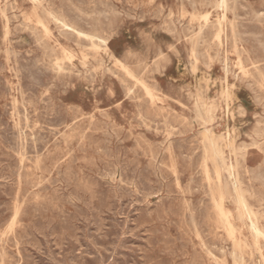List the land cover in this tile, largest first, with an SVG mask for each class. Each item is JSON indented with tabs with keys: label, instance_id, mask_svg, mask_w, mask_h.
<instances>
[{
	"label": "rangeland",
	"instance_id": "1",
	"mask_svg": "<svg viewBox=\"0 0 264 264\" xmlns=\"http://www.w3.org/2000/svg\"><path fill=\"white\" fill-rule=\"evenodd\" d=\"M67 1H70V4ZM105 1L42 0V3L41 0H0V102L2 100L0 103V264H14L13 262H15V264H264V236L257 239L251 234L252 232L249 231L248 227L250 224L249 218L251 217L256 221L258 227L263 230L264 233V100L262 99V97L264 98V93H262L264 92V9H262L264 8V3H262L264 0H226L228 7L226 11H223L222 8L219 7L221 0H182L183 2H181V0ZM191 4H193V6L195 5V7H192ZM156 9L158 12H156ZM91 10L94 11V14ZM54 12L55 14H53ZM76 12L77 14H75ZM169 12L172 14H169ZM118 13L121 16H119ZM168 14L170 16H168ZM224 14H226L225 23L222 24L224 34L220 42L216 38V33L218 32L219 21ZM130 15L132 17H130ZM44 16L46 21L43 20ZM37 17L40 18V20ZM112 17L114 18L113 20ZM95 19L97 20L96 24H99H93V22L95 23ZM110 21L112 22L110 23ZM28 22L32 23L30 24L31 26ZM62 22L69 24L77 31L88 34L90 37L79 36L75 32L67 30ZM170 22L172 26L169 24ZM180 22L183 23L181 24ZM114 24L116 25L114 26ZM212 25L215 27L213 28ZM46 26L48 27L47 33L44 32V27ZM109 26H112V28ZM183 26L187 28L185 29ZM207 26L211 28L208 29ZM165 28L168 30H165ZM34 30L38 31L35 33ZM167 31L171 34L169 32L167 33ZM229 31H233V34ZM241 31L242 34H240ZM199 32L201 34H199ZM38 39H42L43 43H41L42 40L40 41ZM100 39L105 41L108 40L107 47L102 44ZM195 39H198L199 43ZM150 46H154V48L152 47V49ZM158 46L160 48H158ZM90 47H93V49ZM241 49H243L242 52L240 51ZM24 50L25 52H23ZM239 52L241 53L239 54ZM128 53L131 54L128 56ZM251 53H254L256 58L255 55ZM32 54L35 55L33 56ZM36 55H38V57ZM202 57L204 58L202 59ZM208 57L211 60H208ZM157 59L159 64L157 63ZM51 60H53V63ZM17 61L18 63H16ZM56 61H58V63ZM6 62L8 63L6 64ZM60 62L61 64H59ZM205 62L207 64H205ZM30 64H32V66H30ZM88 66H91L90 68L92 70L87 68ZM118 68H120L121 73ZM242 68L244 70H242ZM95 69L96 71H94ZM20 70L22 72H20ZM117 70L118 72L116 73ZM247 74L248 76H246ZM61 76H63V78ZM126 77H128V79ZM138 86H140V90ZM143 86L147 88L145 89ZM123 87L125 88L123 89ZM53 90H55V92ZM133 90L134 92H132ZM226 92L229 93V99L225 96ZM198 98L200 101H198ZM24 103L25 105H23ZM203 104H205V107ZM33 109L35 111H33ZM43 109L45 110L43 111ZM231 113H233V115ZM199 115L202 116L200 117ZM203 117L204 119H201ZM209 118H211L210 124L205 122V120L208 121ZM19 123L21 124L19 125ZM75 124L76 126H74ZM206 128L211 129L213 136L218 139L217 141L226 155H224V158L229 165L231 164L230 166H232L233 172L222 169L220 172L221 177L217 176L215 166L211 163L208 155H206L208 154L204 139ZM127 131L128 133H126ZM105 139L108 140L106 141ZM82 140L84 141L82 142ZM189 140L190 142H187ZM201 141L204 144L203 146ZM27 149H29V151H27ZM84 149H86V151H84ZM140 149H142V151H140ZM111 152L113 154L110 155ZM199 152L202 153L200 154ZM198 153L200 155H198ZM2 155H5L3 156L4 158L1 157ZM203 156L206 157V160L202 158ZM14 159L15 161H13ZM30 159L31 161H29ZM161 159L162 161H160ZM71 160H75L73 161L74 163ZM124 164L127 166H124ZM191 164L194 165V167ZM145 167L147 171L149 170L148 172L146 170L144 171ZM247 171L252 172L248 173ZM257 172L260 174L257 175ZM172 173L173 175L171 176ZM237 176L240 178L238 179ZM124 179L127 182H125ZM250 179L254 180L255 183ZM54 180H56L57 183ZM204 180L208 182L206 183ZM260 180L262 182H260ZM256 182L258 184H256ZM46 183H50V186ZM22 185L24 187H22ZM177 185L178 187H176ZM186 185H188V187ZM216 185L219 189L216 188ZM219 185H223L225 188L221 191ZM41 189L45 190L43 191ZM198 189L201 190L199 191ZM251 190H253V192ZM136 191H138V193ZM98 192H100L102 199ZM240 192L248 203L251 216H242L239 213V205L236 199L237 193L241 194ZM68 194L70 195L68 196ZM147 194L149 195L147 196ZM228 194H230L231 198ZM34 195L37 196V198ZM214 200L217 204L213 202ZM32 202L34 203L33 205ZM167 202L170 203L168 204ZM86 203L87 205H85ZM220 204L229 215V221L234 224H232L235 229V231L233 230L235 232L234 235L229 233L228 227L224 224V219L218 213ZM199 206L201 208H199ZM251 208H253L252 211ZM18 213L19 216H17ZM109 214L113 218L110 217ZM88 215L90 216L88 217ZM160 226H162V228ZM198 227L199 230L197 231ZM10 231H12V233ZM226 231L227 233H225ZM3 232H7L4 233L5 236ZM201 232L204 233L202 234ZM74 233L76 234L74 235ZM197 237L198 240H196ZM257 241H259V246ZM40 242L42 244H40ZM190 243L192 244L191 246ZM243 243L247 246V249L244 248L245 245ZM115 250L117 251L115 252ZM136 250L140 251L138 252ZM216 250H218V252ZM92 251H94V253ZM234 258L235 260L237 259V262L233 261ZM31 259H33V261ZM240 259L242 260L240 261Z\"/></svg>",
	"mask_w": 264,
	"mask_h": 264
},
{
	"label": "bare ground",
	"instance_id": "2",
	"mask_svg": "<svg viewBox=\"0 0 264 264\" xmlns=\"http://www.w3.org/2000/svg\"><path fill=\"white\" fill-rule=\"evenodd\" d=\"M38 1V0H37ZM76 1V0H75ZM88 1V0H87ZM93 1V0H92ZM105 1V0H104ZM110 1V0H109ZM124 1V0H123ZM122 1V2H123ZM127 1V0H126ZM125 1V2H126ZM184 1V0H183ZM182 0H181V2H183ZM241 1V0H240ZM249 1V0H248ZM253 1V0H252ZM262 1V0H261ZM260 1V2H261ZM36 2V1H35ZM41 2H42V0H41ZM62 2V1H61ZM63 2H65V1H63ZM68 2V1H67ZM70 2V1H69ZM68 2V3H69ZM79 2V1H78ZM77 2V3H78ZM100 2V1H99ZM129 2V1H128ZM229 2H231V1H229ZM243 2H246V1H243ZM256 2V1H255ZM258 2V1H257ZM9 3V2H8ZM38 3H40V2H38ZM43 3V2H42ZM83 3V2H82ZM86 3V2H85ZM89 3V2H88ZM102 3V2H101ZM105 3H106V1H105ZM190 3V2H189ZM208 3V2H207ZM210 3V2H209ZM246 3H248V2H246ZM253 3V2H252ZM252 3H251V5H252ZM262 3H264V2H262ZM261 3V4H262ZM61 4V3H60ZM70 4V3H69ZM72 4V3H71ZM116 4V3H115ZM242 4V3H241ZM15 5V4H14ZM37 5H39V4H37ZM51 5H52V3H51ZM54 5V4H53ZM64 5H65V3H64ZM78 5V4H77ZM80 5H81V3H80ZM129 5V4H128ZM192 5V7H195V5L193 6V4H191ZM233 5H236V4H233ZM256 5V4H255ZM6 6V5H5ZM5 6H3V7H5ZM9 6H11V5H9ZM9 6H7V7H9ZM43 6V5H42ZM71 6V5H70ZM104 6V5H103ZM106 6H108V5H106ZM124 6V5H123ZM126 6V5H125ZM238 6H240V5H238ZM259 6V5H258ZM44 7V6H43ZM54 7V6H53ZM68 7H69V5H68ZM76 7V6H75ZM95 7V6H94ZM116 7V6H115ZM127 7V6H126ZM125 7V8H126ZM157 7V6H156ZM219 7L220 8H222V10L223 11H226V8H228L227 7V2H226V0H221L220 1V3H219ZM241 7V6H240ZM10 8V7H9ZM12 8V7H11ZM83 8V7H82ZM101 8V7H100ZM117 8V7H116ZM153 8V7H152ZM161 8H162V6H161ZM8 9V8H7ZM63 9H65V8H63ZM68 9V8H67ZM70 9V8H69ZM102 9H104V8H102ZM139 9H140V7H139ZM159 9V8H158ZM239 9V8H238ZM257 9V8H256ZM262 9H264V8H262ZM42 10H43V12H44V9L42 8ZM46 10V9H45ZM54 10V9H53ZM52 10V11H53ZM66 10V9H65ZM77 10H78V8H77ZM95 10H96V7H95ZM105 10V9H104ZM119 10V9H118ZM135 10V9H134ZM133 10V11H134ZM163 10V9H162ZM161 10V11H162ZM229 10V9H228ZM234 10V9H233ZM240 10V9H239ZM51 11V12H52ZM67 11V10H66ZM90 11V10H89ZM91 11H93V10H91ZM113 11V10H112ZM116 11V10H115ZM124 11V10H123ZM160 11V10H159ZM170 11V10H169ZM251 11V10H250ZM259 11H261V10H259ZM2 12V11H1ZM63 12V11H62ZM70 12H71V10H70ZM106 12V11H105ZM141 12V11H140ZM156 12H158L157 11V9H156ZM163 12V11H162ZM252 12H254V11H252ZM3 13V12H2ZM1 13V14H2ZM4 13H5V11H4ZM7 13H8V11H7ZM46 13V12H45ZM50 13V12H49ZM60 13V12H59ZM68 13V12H67ZM127 13V12H126ZM160 13V12H159ZM235 13V12H234ZM53 14H55V12L53 13ZM75 14H77V12L75 13ZM82 14H84V13H82ZM93 14H94V11H93ZM107 14V13H106ZM105 14V15H106ZM113 14V13H112ZM133 14V13H132ZM140 14V13H139ZM143 14V13H142ZM169 14H172V13H170L169 12ZM168 14V16H170ZM236 14V13H235ZM241 14V13H240ZM257 14H258V12H257ZM264 14V13H263ZM42 15V14H41ZM49 15V14H48ZM51 15V14H50ZM108 15H109V13H108ZM118 15H119V13H118ZM162 15V14H161ZM239 15V14H238ZM5 16V15H4ZM15 16V15H14ZM54 16V15H53ZM64 16H65V13H64ZM67 16V15H66ZM69 16V15H68ZM70 16H71V14H70ZM89 16V15H88ZM95 16V15H94ZM112 16V15H111ZM119 16H121V15H119ZM143 16V15H142ZM155 16V15H154ZM172 16V15H171ZM6 17V16H5ZM23 17V16H22ZM90 17V16H89ZM130 17H132L131 15H130ZM157 17H158V15H157ZM182 17V16H181ZM9 18V17H8ZM38 18V17H37ZM45 18V16L43 17V20H45L46 21V19H44ZM92 18V17H91ZM96 18V17H95ZM116 18V17H115ZM120 18V17H119ZM128 18V17H127ZM153 18V17H152ZM156 18V17H155ZM167 18V17H166ZM208 18V17H207ZM206 18V19H207ZM10 19V18H9ZM12 19V18H11ZM24 19V18H23ZM22 19V21L24 22V20ZM39 20H40V18H38ZM55 19V18H54ZM74 19V18H73ZM86 19V18H85ZM107 19H109V18H107ZM114 18L112 17V20H113ZM118 19V18H117ZM139 19V18H138ZM141 19V18H140ZM168 19H170V18H168ZM78 20V19H77ZM94 20V19H93ZM105 20V19H104ZM103 20V21H104ZM143 20V19H142ZM172 20V19H171ZM170 20V21H171ZM225 20H226V14H224L223 15V17H222V19L219 21V27H218V32L216 33L217 35H216V38L218 39V41H220L221 42V38L223 37V34H224V30L222 29V24L223 23H225ZM72 21V20H71ZM83 21V20H82ZM92 21V20H91ZM96 19H95V23L93 22V24H96ZM164 21V20H163ZM167 21V20H166ZM198 21V20H197ZM214 21H215V19H214ZM228 21H230V20H228ZM261 21V20H260ZM112 21H110V23H111ZM116 22V21H115ZM172 22V21H171ZM171 22L169 23V24H171ZM178 22V21H177ZM213 22V21H212ZM217 22H218V19H217ZM248 22V21H247ZM9 23V22H8ZM18 23V22H17ZM29 23V22H28ZM37 23V22H36ZM55 23V22H54ZM63 23V25H64V27H66V29L67 30H69V31H72V32H75L76 34H78L79 36H85V37H90L88 34H85V33H83V32H81V31H77L75 28H73L72 26H70L69 24H67V23H65V22H62ZM62 23H61V25H62ZM77 23L79 24V22L77 21ZM88 23V22H87ZM117 23V22H116ZM166 23V22H165ZM181 23V22H180ZM183 23V22H182ZM181 23V24H182ZM233 23V22H232ZM264 23V22H263ZM30 24H32V23H29V25ZM34 24V23H33ZM84 24V23H83ZM97 24H99V23H97ZM96 24V25H97ZM209 24V23H208ZM213 24V23H212ZM6 25H7V23H6ZM18 25V24H17ZM16 25V26H17ZM23 25V24H22ZM60 25V26H61ZM76 25V24H75ZM111 25V24H110ZM116 24H114V26H115ZM155 25V24H154ZM211 25V24H210ZM31 26V25H30ZM34 26V25H33ZM59 26V25H58ZM77 26V25H76ZM85 26V25H84ZM100 26V25H99ZM161 26V25H160ZM171 26H172V24H171ZM200 26V25H199ZM206 26V25H205ZM263 26H264V24H263ZM18 27H19V25H18ZM17 27V28H18ZM35 27V26H34ZM62 27V26H61ZM86 27V26H85ZM110 27V26H109ZM174 27V26H173ZM172 27V28H173ZM176 27V26H175ZM184 28H185V26H183ZM182 27V28H183ZM212 27L214 28L215 26H213L212 25ZM25 28V27H24ZM27 28H29V27H27ZM57 28V27H56ZM92 28V27H91ZM101 28V27H100ZM110 28H112V26L110 27ZM167 28V27H166ZM165 28V30H168V29H166ZM187 28V27H186ZM185 28V29H186ZM198 28H200V27H198ZM207 28H208V26H207ZM207 28H206V30H207ZM209 28H211L210 26H209ZM208 28V29H209ZM20 29H22V28H20ZM60 29V28H59ZM225 29H226V27H225ZM235 29H237V28H235ZM5 30H6V28H5ZM8 30V29H7ZM27 30V29H26ZM25 30V31H26ZM44 32H46L47 33V31H48V27L46 26V27H44ZM58 30V29H57ZM62 30V29H61ZM66 30V31H67ZM107 30V29H106ZM155 30H156V28H155ZM176 30V29H175ZM188 30H190V29H188ZM231 30V29H230ZM28 31V30H27ZM27 31H26V33H27ZM35 31V33L38 31V30H34ZM43 31V30H42ZM65 31V32H66ZM113 31H114V29H113ZM169 31H170V29H169ZM169 31H167V33L169 32ZM171 31H172V29H171ZM184 31V30H183ZM182 31V32H183ZM235 31V30H234ZM6 32V31H5ZM32 32V31H31ZM39 32H41V31H39ZM58 32V31H57ZM71 32V33H72ZM108 32H109V29H108ZM176 32V31H175ZM190 32V31H189ZM206 32V31H205ZM229 32H231L232 34H233V31H229ZM237 32V31H236ZM96 33L99 35V33L96 31ZM95 33V34H96ZM110 33V32H109ZM170 33V32H169ZM264 33V32H263ZM3 34V33H2ZM8 34V33H7ZM29 34V33H28ZM33 34V33H32ZM75 34V35H76ZM94 34V35H95ZM171 34V33H170ZM175 34H177V33H175ZM187 34H188V32H187ZM199 34H201L200 32H199ZM231 34V35H232ZM240 34H242V31H241V33ZM1 35V34H0ZM4 35H6V34H4ZM15 35V34H14ZM30 35V34H29ZM41 35V34H40ZM39 35V36H40ZM104 35V34H103ZM102 35V36H103ZM111 35H112V33H111ZM142 35V34H141ZM152 35V34H151ZM189 35V34H188ZM206 35V34H205ZM204 35V36H205ZM3 36V35H2ZM31 36V35H30ZM43 36H44V34H43ZM61 36H63V35H61ZM106 36V35H105ZM150 36V35H149ZM148 36V37H149ZM201 36V35H200ZM236 36H237V33H236ZM1 37V36H0ZM5 37V36H4ZM7 37V36H6ZM67 37V36H66ZM77 37V36H76ZM75 37V38H76ZM99 37H101V36H99ZM179 37V36H178ZM195 37V36H194ZM209 37V36H208ZM232 37H233V35H232ZM65 38V37H64ZM87 38V39H88ZM102 38V37H101ZM108 38V37H107ZM145 38V37H144ZM180 38V37H179ZM187 38V37H186ZM200 38H202V37H200ZM235 38V37H234ZM9 39V38H8ZM68 39V38H67ZM80 39V38H79ZM95 39V38H94ZM241 39V38H240ZM38 40H40V39H38ZM42 40V39H41ZM40 40V41H41ZM44 40H46V39H44ZM76 40V39H75ZM96 40V39H95ZM148 40V39H147ZM150 40V39H149ZM195 40H197L198 41V43H199V40L198 39H195ZM202 40V39H201ZM228 40H232V39H228ZM235 40V39H234ZM242 40H243V37H242ZM6 41V40H5ZM17 41V40H16ZM23 41V40H22ZM79 41V40H78ZM97 41V40H96ZM100 41L102 42V44H104L106 47H107V41H105V40H101L100 39ZM241 41V40H240ZM14 42V41H13ZM18 42V41H17ZM24 42V41H23ZM93 42V41H92ZM144 42V41H143ZM152 42H154V41H152ZM220 42H218V43H220ZM242 42V41H241ZM254 42V41H253ZM10 43V42H9ZM16 43V42H15ZM39 43V42H38ZM41 43H43V40H42V42ZM45 43V42H44ZM46 43H48V42H46ZM83 43V42H82ZM96 43H98V42H96ZM95 43V44H96ZM197 43V44H198ZM205 43V42H204ZM218 43H217V45H218ZM251 43V42H250ZM6 44V43H5ZM13 44V43H12ZM18 44V43H17ZM50 44V43H49ZM74 44V43H73ZM95 44H94V46H95ZM232 44V43H231ZM241 44V43H240ZM245 44V43H244ZM16 45V44H15ZM45 45V44H44ZM43 45V46H44ZM97 45V44H96ZM195 45H196V43H195ZM201 45V44H200ZM216 45V44H215ZM226 45V44H225ZM238 45V44H237ZM247 45H248V43H247ZM81 46V45H80ZM17 47V46H16ZM83 47V46H82ZM86 47V46H85ZM151 48L153 47L154 48V46H150ZM235 47V46H234ZM246 47V46H245ZM252 47V46H251ZM84 48V47H83ZM87 48V47H86ZM91 48V47H90ZM96 48V47H95ZM152 48V49H153ZM156 48V47H155ZM158 48H160L159 46H158ZM173 48V47H172ZM192 48V47H191ZM198 48V47H197ZM219 48V47H218ZM231 48V47H230ZM238 48V47H237ZM243 48V47H242ZM255 48V47H254ZM91 49H93V47L91 48ZM98 49V48H97ZM96 49V50H97ZM100 49V48H99ZM1 50V49H0ZM28 50V49H27ZM45 50V49H44ZM52 50V49H51ZM50 50V51H51ZM85 50V49H84ZM95 50V51H96ZM216 50V49H215ZM242 50L243 49H241L240 51L242 52ZM245 50V49H244ZM253 50V49H252ZM9 51H10V49H9ZM13 51V50H12ZM29 51V50H28ZM53 51V50H52ZM51 51V52H52ZM88 51V50H87ZM95 51H94V53H95ZM98 51V50H97ZM159 51H160V49H159ZM162 51V50H161ZM207 51V50H206ZM217 51V50H216ZM233 51H235V50H233ZM14 52H16V51H14ZM23 52H25V50L23 51ZM33 52V51H32ZM47 52V51H46ZM86 52V51H85ZM154 52V51H153ZM152 52V53H153ZM222 52V51H221ZM241 52H239V54L241 53ZM249 52V51H248ZM252 52V51H251ZM19 53V52H18ZM20 53H22V52H20ZM37 53V52H36ZM53 53V52H52ZM66 53V52H65ZM88 53V52H87ZM195 53V52H194ZM193 53V54H194ZM14 54V53H13ZM25 54V53H24ZM81 54V53H80ZM90 54H91V52H90ZM89 54V55H90ZM131 54V53H130ZM129 53H128V56L130 55ZM196 54V53H195ZM220 54V53H219ZM226 54V53H225ZM251 54H254V53H251ZM257 54V53H256ZM15 55V54H14ZM20 55H22V54H20ZM33 55V54H32ZM35 55V54H34ZM33 55V56H34ZM55 55H57V54H55ZM87 55V54H86ZM96 55V54H95ZM159 55H160V53H159ZM197 55V54H196ZM205 55V54H204ZM206 55H208V54H206ZM238 55V54H237ZM255 55V54H254ZM253 55V56H254ZM11 56V55H10ZM26 56V55H25ZM37 57H38V55H36ZM52 56H54V55H52ZM164 56V55H163ZM194 56V55H193ZM198 56H199V54H198ZM201 56H203V55H201ZM220 56V55H219ZM218 56V57H219ZM240 56V55H239ZM242 56H244V55H242ZM260 56V55H259ZM47 57V56H46ZM101 57V56H100ZM250 57V56H249ZM25 58V57H24ZM29 58V57H28ZM44 58V57H43ZM55 58H57V57H55ZM68 58V57H67ZM97 58V57H96ZM96 58H94V59H96ZM204 57H202V59H203ZM216 58V57H215ZM255 58H256V55H255ZM20 59V58H19ZM31 59V58H30ZM36 59V58H35ZM42 59V58H41ZM51 59H52V57H51ZM66 59V58H65ZM244 59V58H243ZM22 60V59H21ZM26 60V59H25ZM33 60V59H32ZM49 60V59H48ZM57 60V59H56ZM91 60H93V59H91ZM101 60V59H100ZM190 60H191V57H190ZM206 60V59H205ZM208 60H211V59H209V57H208ZM207 60V61H208ZM226 60V59H225ZM239 60V59H238ZM255 60V59H254ZM7 61V60H6ZM11 61V60H10ZM19 61V60H18ZM18 61L16 62V63H18ZM27 61V60H26ZM43 61V60H42ZM53 60H51V62H52ZM84 61V60H83ZM115 61V60H114ZM118 61V60H117ZM154 61V60H153ZM194 61H195V59H194ZM224 61V60H223ZM241 61V60H240ZM248 61V60H247ZM28 62V61H27ZM57 63H58V61H56ZM56 62H55V64H56ZM65 62V61H64ZM96 62V61H95ZM98 62V61H97ZM104 62V61H103ZM110 62V61H109ZM149 62V61H148ZM203 62V61H202ZM220 62V61H219ZM245 62V61H244ZM261 62V61H260ZM8 62H6V64H7ZM19 63H20V61H19ZM25 63V62H24ZM48 63V62H47ZM53 63V62H52ZM86 63V62H85ZM90 63V62H89ZM157 63H158V59H157ZM241 63V62H240ZM253 63V62H252ZM1 64V63H0ZM59 64H61V62L59 63ZM58 64V65H59ZM67 64V63H66ZM118 64V63H117ZM154 64H156V63H154ZM159 64V63H158ZM195 64V63H194ZM205 64H207L206 62H205ZM242 64H244V63H242ZM261 64H262V62H261ZM54 65V64H53ZM52 65V66H53ZM192 65V64H191ZM203 65H204V63H203ZM249 65V64H248ZM260 65V64H259ZM8 66V65H7ZM19 66V65H18ZM24 66V65H23ZM30 66H32V64H30ZM45 66H47V65H45ZM55 66V65H54ZM54 66H53V68H54ZM62 66H64V65H62ZM113 66H114V64H113ZM118 66V65H117ZM142 66V65H141ZM207 66H210V65H207ZM255 66H257V65H255ZM261 66V65H260ZM14 67V66H13ZM21 67V66H20ZM25 67H26V65H25ZM91 67V66H90ZM89 66L87 67V68H90ZM101 67V66H100ZM153 67H154V65H153ZM156 67H157V65H156ZM163 67V66H162ZM206 67V66H205ZM233 67H234V65H233ZM244 67V66H243ZM5 68H6V66H5ZM56 68V67H55ZM73 68V67H72ZM75 68V67H74ZM84 68V67H83ZM102 68H103V66H102ZM115 68V67H114ZM127 68V67H126ZM159 68V67H158ZM239 68V67H238ZM1 69V68H0ZM4 69V68H3ZM22 69V68H21ZM91 69V68H90ZM89 69V70H90ZM116 69V68H115ZM119 70H120V68H118ZM250 69V68H249ZM12 70V69H11ZM10 70V71H11ZM16 70V69H15ZM61 70V69H60ZM63 70V69H62ZM78 70V69H77ZM92 70V69H91ZM123 70V69H122ZM128 70V69H127ZM242 70H244L243 68H242ZM258 70V69H257ZM19 71V70H18ZM94 71H96V69L94 70ZM109 71H110V69H109ZM246 71V70H245ZM264 71V70H263ZM15 72V71H14ZM13 72V73H14ZM20 72H22L21 70H20ZM43 72V71H42ZM63 72V71H62ZM66 72V71H65ZM68 72V71H67ZM118 72V70L116 71V73ZM157 72V71H156ZM241 72H243V71H241ZM16 73V72H15ZM59 73H61V72H59ZM86 73V72H85ZM112 73H114V72H112ZM120 73H121V70H120ZM226 73H227V70H226ZM225 73V74H226ZM255 73V72H254ZM259 73V72H258ZM18 74H20V73H18ZM62 74V73H61ZM90 74H91V72H90ZM111 74V73H110ZM125 74V73H124ZM131 74V73H130ZM244 74V73H243ZM262 74V73H261ZM260 74V75H261ZM17 75V74H16ZM15 75V76H16ZM25 75V74H24ZM46 75V74H45ZM51 75H53V74H51ZM65 75V74H64ZM73 75V74H72ZM92 75V74H91ZM129 75V74H128ZM250 75V74H249ZM257 75V74H256ZM3 76V75H2ZM27 76V75H26ZM49 76V75H48ZM85 76V75H84ZM93 76V75H92ZM233 76H235V75H233ZM246 76H248V74L246 75ZM258 76V75H257ZM264 76V75H263ZM59 77V76H58ZM62 78H63V76H61ZM67 77V76H66ZM76 77V76H75ZM86 77H88V76H86ZM125 77V76H124ZM71 78V77H70ZM77 78V77H76ZM93 78H94V76H93ZM127 79H128V77H126ZM258 78V77H257ZM260 78H261V76H260ZM2 79V78H1ZM18 79H20V78H18ZM22 79V78H21ZM26 79V78H25ZM24 79V80H25ZM27 79H29V78H27ZM95 79V78H94ZM130 79V78H129ZM147 79V78H146ZM245 79H246V77H245ZM4 80V79H3ZM23 80V79H22ZM133 80V79H132ZM240 80V79H239ZM241 80H243V79H241ZM18 81V80H17ZM21 81V80H20ZM44 81H45V79H44ZM120 81V80H119ZM118 81V82H119ZM122 81V80H121ZM152 81V80H151ZM248 81V80H247ZM261 81V80H260ZM53 82V81H52ZM56 82H58V81H56ZM66 82V81H65ZM123 82V81H122ZM145 82V81H144ZM253 82H255V81H253ZM264 82V81H263ZM17 83V82H16ZM19 83V82H18ZM27 83H28V81H27ZM47 83V82H46ZM60 83V82H59ZM146 83V82H145ZM248 83V82H247ZM257 83V82H256ZM4 84V83H3ZM61 84V83H60ZM66 84V83H65ZM120 84V83H119ZM122 84V83H121ZM251 84V83H250ZM9 85V84H8ZM7 85V86H8ZM18 85V84H17ZM20 85V84H19ZM54 85V84H53ZM64 85V84H63ZM156 85V84H155ZM158 85V84H157ZM258 85V84H257ZM22 86V85H21ZM24 86H25V83H24ZM23 86V87H24ZM46 86V85H45ZM66 86V85H65ZM123 86V85H122ZM145 86V85H144ZM143 86V87H144ZM233 86V85H232ZM247 86V85H246ZM58 87V86H57ZM139 87L140 86H138V89H139ZM42 88V87H41ZM50 88V87H49ZM60 88V87H59ZM125 87H123V89H124ZM134 88H135V86H134ZM145 88V87H144ZM147 88V87H146ZM145 88V89H146ZM251 88V87H250ZM264 88V87H263ZM10 89V88H9ZM26 89V88H25ZM68 89V88H67ZM8 90V89H7ZM43 90V89H42ZM61 90V89H60ZM140 90V89H139ZM142 90H143V88H142ZM257 90V89H256ZM30 91H32V90H30ZM54 92H55V90H53ZM125 91V90H124ZM9 92H10V90H9ZM21 92H22V88H21ZM32 92H34V91H32ZM63 92V91H62ZM126 92V91H125ZM132 92H134V90L132 91ZM140 92V91H139ZM151 92V91H150ZM196 92H197V90H196ZM37 93V92H36ZM66 93V92H65ZM128 93V92H127ZM262 93H264V92H262ZM52 94V93H51ZM150 94V93H149ZM220 94H222V93H220ZM20 95V94H19ZM29 95V94H28ZM44 95V94H43ZM133 95V94H132ZM148 95V94H147ZM257 95V94H256ZM22 96V95H21ZM27 96V95H26ZM225 96L227 97V99H229L230 97H229V93L228 92H226L225 93ZM262 96V95H261ZM260 96V97H261ZM4 97V96H3ZM11 97V96H10ZM23 97V96H22ZM31 97V96H30ZM40 97V96H39ZM39 97H37V98H39ZM50 97V96H49ZM144 97H146V96H144ZM148 97V96H147ZM166 97V96H165ZM21 98V97H20ZM42 98V97H41ZM53 99H55L54 97H52ZM135 98V97H134ZM151 98V97H150ZM169 98V97H168ZM148 99V98H147ZM199 99V98H198ZM262 99L264 100V98L262 97ZM36 100V99H35ZM40 100V99H39ZM173 100V99H172ZM23 101V100H22ZM44 101V100H43ZM46 101V100H45ZM174 101V100H173ZM198 101H200V99L198 100ZM261 101V100H260ZM1 102H2V100H1ZM0 102V103H1ZM9 102V101H8ZM13 102V101H12ZM151 102V101H150ZM32 103V102H31ZM53 103V102H52ZM178 103V102H177ZM33 104V103H32ZM41 104V103H40ZM55 104V103H54ZM7 105V104H6ZM23 105H25V103L23 104ZM28 105V104H27ZM38 105V104H37ZM51 105V104H50ZM64 105V104H63ZM155 105V104H154ZM205 104H203V106H204ZM2 106V105H1ZM14 106V105H13ZM21 106V105H20ZM35 106V105H34ZM54 106H56V105H54ZM53 106V107H54ZM60 106H61V104H60ZM65 106V105H64ZM71 106V105H70ZM76 106V105H75ZM2 107H4V106H2ZM10 107V106H9ZM17 107H19V106H17ZM25 107V106H24ZM48 107H50V106H48ZM69 107V106H68ZM205 107V106H204ZM31 108V107H30ZM43 108H44V106H43ZM51 108V107H50ZM60 108V107H59ZM74 108V107H73ZM195 108H196V106H195ZM211 108V107H210ZM227 108V107H226ZM53 109V108H52ZM77 109V108H76ZM140 109V108H139ZM5 110V109H4ZM29 110V109H28ZM45 109H43V111H44ZM51 110V109H50ZM141 110V109H140ZM227 110V109H226ZM9 111V110H8ZM33 111H35L34 109H33ZM53 111V110H52ZM57 111V110H56ZM62 111V110H61ZM60 111V112H61ZM75 111V110H74ZM83 111V110H82ZM6 112V111H5ZM30 112V111H29ZM49 112V111H48ZM79 112V111H78ZM139 112V111H138ZM158 112H160V111H158ZM200 112V111H199ZM2 113H4V112H2ZM22 113V112H21ZM56 113V112H55ZM81 113V112H80ZM83 113V112H82ZM20 114V113H19ZM24 114V113H23ZM62 114V113H61ZM66 114V113H65ZM75 114H77V113H75ZM232 115H233V113H231ZM4 115V114H3ZM157 115V114H156ZM177 115V114H176ZM232 115H231V117H232ZM5 116V115H4ZM11 116V115H10ZM18 116V115H17ZM16 116V117H17ZM27 116H30V115H27ZM46 116H48V115H46ZM69 116V115H68ZM81 116V115H80ZM91 116H93V115H91ZM90 116V117H91ZM108 116V115H107ZM168 116V115H167ZM200 117L202 116V115H199ZM50 117V116H49ZM63 117V116H62ZM73 117H75V116H73ZM150 117V116H149ZM154 117V116H153ZM196 117V116H195ZM5 118V117H4ZM18 118V117H17ZM43 118V117H42ZM66 118V117H65ZM84 118V117H83ZM141 118V117H140ZM156 118V117H155ZM1 119V118H0ZM136 119V118H135ZM157 119V118H156ZM159 119V118H158ZM198 119V118H197ZM200 119V118H199ZM201 119H204V117L203 118H201ZM206 119V118H205ZM233 119V118H232ZM17 120V119H16ZM67 120V119H66ZM69 120H70V118H69ZM80 120H82V119H80ZM88 120V119H87ZM147 120V119H146ZM5 121V120H4ZM7 121V120H6ZM24 121V120H23ZM28 121V120H27ZM26 121V122H27ZM42 121V120H41ZM48 121V120H47ZM53 121V120H52ZM71 121V120H70ZM138 121V120H137ZM157 121V120H156ZM197 121V120H196ZM262 121V120H261ZM20 122V121H19ZM22 122V121H21ZM43 122V121H42ZM54 122V121H53ZM149 122V121H148ZM198 122H200V121H198ZM205 122L206 123H209V122H211V118H209L208 119V121L207 120H205ZM27 123H29V122H27ZM44 123V122H43ZM67 123V122H66ZM79 123V122H78ZM104 123V122H103ZM213 123V122H212ZM262 123V122H261ZM21 123H19V125H20ZM58 124V123H57ZM63 124V123H62ZM81 124V123H80ZM83 124H84V122H83ZM115 124V123H114ZM161 124V123H160ZM165 124H166V122H165ZM210 124V123H209ZM264 124V123H263ZM29 125V124H28ZM37 125H39V124H37ZM36 125V126H37ZM48 125H49V123H48ZM73 125V124H72ZM106 125H107V123H106ZM131 125V124H130ZM143 125V124H142ZM15 126V125H14ZM17 126V125H16ZM45 126V125H44ZM74 126H76V124L74 125ZM108 126V125H107ZM106 126V127H107ZM110 126H111V124H110ZM113 126V125H112ZM147 126V125H146ZM166 126V125H165ZM171 126V125H170ZM204 126H205V123H204ZM24 127H26V126H24ZM29 127V126H28ZM39 127V126H38ZM42 127V126H41ZM55 127V126H54ZM57 127V126H56ZM60 127V126H59ZM73 127V126H72ZM101 127V126H100ZM145 127V126H144ZM154 127H156V126H154ZM163 127V126H162ZM181 127H183V126H181ZM194 127V126H193ZM3 128V127H2ZM35 128V127H34ZM68 128V127H67ZM66 128V129H67ZM71 128V127H70ZM141 128V127H140ZM27 129V128H26ZM25 129V130H26ZM38 129V128H37ZM48 129V128H47ZM46 129V130H47ZM57 129V128H56ZM146 129V128H145ZM153 129V128H152ZM173 129V128H172ZM264 129V128H263ZM36 130V129H35ZM58 130V129H57ZM79 130H80V128H79ZM101 130H102V128H101ZM23 131V130H22ZM44 131V130H43ZM51 131V130H50ZM174 131V130H173ZM184 131V130H183ZM203 131V130H202ZM25 132V131H24ZM29 132V131H28ZM32 132H33V130H32ZM36 132V131H35ZM104 132H106V131H104ZM166 132V131H165ZM178 132V131H177ZM14 133V132H13ZM53 133V132H52ZM86 133V132H85ZM107 133V132H106ZM114 133V132H113ZM126 133H128V131L126 132ZM179 133V132H178ZM198 133V132H197ZM201 133V132H200ZM256 133H257V131H256ZM19 134V133H18ZM22 134V133H21ZM163 134H164V132H163ZM15 135V134H14ZM17 135V134H16ZM30 135V134H29ZM32 135V134H31ZM36 135V134H35ZM37 135H38V133H37ZM65 135V134H64ZM117 135V134H116ZM194 135V134H193ZM204 135H205V146H206V148H207V152H208V154H206V155H208V158L211 160V163L215 166V168H216V172H217V176H220L221 177V174H220V172H221V170L222 169H226V170H228V171H232V166H230L227 162H226V160H225V154H224V150H223V148L222 147H220V145H219V143H218V139L217 138H215L214 136H213V132L211 131V129H208V128H206L205 129V132H204ZM219 135V134H218ZM223 135V134H222ZM256 135V134H255ZM5 136V135H4ZM44 136V135H43ZM51 136V135H50ZM56 136V135H55ZM79 136V135H78ZM83 136H85V135H83ZM111 136V135H110ZM252 136V135H251ZM60 137V136H59ZM64 137H66V136H64ZM63 137V138H64ZM81 137V136H80ZM112 137V136H111ZM192 137V136H191ZM223 137V136H222ZM228 137V136H227ZM259 137V136H258ZM22 138H24V137H22ZM56 138V137H55ZM106 138V137H105ZM141 138V137H140ZM169 138V137H168ZM219 138V137H218ZM221 138V137H220ZM253 138V137H252ZM26 139V138H25ZM40 139V138H39ZM68 139V138H67ZM77 139V138H76ZM85 139V138H84ZM131 139V138H130ZM167 139V138H166ZM196 139V138H195ZM5 140V139H4ZM18 140H19V138H18ZM68 140H70V139H68ZM106 141L108 140V139H105ZM116 140V139H115ZM136 140V139H135ZM191 140V139H190ZM190 140L189 141H187V142H190ZM2 141V140H1ZM26 141V140H25ZM65 141V140H64ZM73 141V140H72ZM84 140H82V142H83ZM105 141V142H106ZM126 141V140H125ZM177 141V140H176ZM184 141V140H183ZM182 141V142H183ZM224 141H225V139H224ZM30 142V141H29ZM69 142V141H68ZM71 142V141H70ZM104 142V143H105ZM119 142V141H118ZM200 142V141H199ZM254 142V141H253ZM24 143V142H23ZM65 143V142H64ZM108 143V142H107ZM119 143H121V142H119ZM124 143V142H123ZM122 143V144H123ZM174 143H176V142H174ZM201 143H202V141H201ZM223 143V142H222ZM7 144H8V141H7ZM71 144V143H70ZM69 144V145H70ZM138 144V143H137ZM161 144V143H160ZM170 144V143H169ZM172 144V143H171ZM183 144V143H182ZM261 144V143H260ZM10 145V144H9ZM45 145V144H44ZM54 145V144H53ZM80 145H81V143H80ZM102 145H103V143H102ZM109 145H112V144H109ZM175 145H177V144H175ZM204 144L202 143V146H203ZM13 146V145H12ZM135 146H136V144H135ZM181 146H184V145H181ZM188 146V145H187ZM194 146V145H193ZM1 147V146H0ZM5 147V146H4ZM9 147V146H8ZM22 147V146H21ZM80 147V146H79ZM78 147V148H79ZM102 147V146H101ZM139 147V146H138ZM172 147V146H171ZM198 147V146H197ZM243 147V146H242ZM258 147H259V144H258ZM262 147V146H261ZM23 148V147H22ZM49 148V147H48ZM83 148H85V147H83ZM105 148H106V146H105ZM116 148V147H115ZM150 148V147H149ZM170 148V147H169ZM176 148V147H175ZM178 148V147H177ZM201 148V147H200ZM235 148V147H234ZM257 148V147H256ZM5 149V148H4ZM18 149V148H17ZM41 149H42V147H41ZM44 149V148H43ZM90 149V148H89ZM108 149V148H107ZM161 149V148H160ZM173 149V148H172ZM181 149V148H180ZM191 149V148H190ZM197 149V148H196ZM27 151H29V149H27ZM84 151H86V149H84ZM99 151H100V149H99ZM102 151H103V149H102ZM131 151H132V149H131ZM138 151H139V149H138ZM138 151H136V152H138ZM140 151H142V149H140ZM167 151H168V149H167ZM178 151H179V149H178ZM245 151H246V149H245ZM6 152V151H5ZM19 152H21V151H19ZM45 152H46V149H45ZM110 152V151H109ZM181 152V151H180ZM184 152H185V149H184ZM191 152V151H190ZM235 152V151H234ZM247 152V151H246ZM25 153H26V151H25ZM31 153V152H30ZM38 153V152H37ZM48 153V152H47ZM99 153V152H98ZM144 153V152H143ZM171 153V152H170ZM187 153H188V151H187ZM200 153V152H199ZM198 153V155H200ZM236 153V152H235ZM10 154V153H9ZM32 154V153H31ZM106 154V153H105ZM111 154H113L112 152L110 153V155ZM186 154V153H185ZM204 154H205V152H204ZM23 155H25V154H23ZM22 155V156H23ZM99 155V154H98ZM101 155V154H100ZM133 155V154H132ZM152 155V154H151ZM169 155V154H168ZM180 155H181V153H180ZM184 155V154H183ZM190 155V154H189ZM194 155V154H193ZM225 155V156H224ZM235 155V154H234ZM3 156H5V155H2L1 157H3ZM7 156V155H6ZM46 156H48V155H46ZM53 156V155H52ZM107 156H109V155H107ZM197 156V155H196ZM29 157V156H28ZM32 157V156H31ZM70 157V156H69ZM74 157V156H73ZM99 157V156H98ZM133 157H134V155H133ZM152 157V156H151ZM162 157H164V156H162ZM170 157V156H169ZM184 157V156H183ZM236 157H237V155H236ZM240 157V156H239ZM4 158V157H3ZM22 158V157H21ZM21 158H20V160H21ZM43 158V157H42ZM41 158V159H42ZM64 158V157H63ZM139 158V157H138ZM144 158H145V156H144ZM199 158V157H198ZM202 158H206L205 156H203ZM11 159V158H10ZM25 159V158H24ZM75 159V158H74ZM116 159V158H115ZM154 159V158H153ZM158 159V158H157ZM156 159V160H157ZM163 159V158H162ZM162 159L160 160V161H162ZM170 159V158H169ZM186 159V158H185ZM243 159V158H242ZM27 160V159H26ZM25 160V161H26ZM102 160V159H101ZM197 160V159H196ZM206 160V159H205ZM230 160H231V158H230ZM2 161V160H1ZM13 161H15V159L13 160ZM24 161V160H23ZM29 161H31V159L29 160ZM33 161V160H32ZM72 161V160H71ZM73 161H75V160H73ZM72 161V162H73ZM155 161V160H154ZM10 162V161H9ZM27 162V161H26ZM26 162H25V164H26ZM114 162V161H113ZM129 162V161H128ZM183 162V161H182ZM203 162V161H202ZM201 162V163H202ZM244 162V161H243ZM242 162V163H243ZM264 162V161H263ZM23 163V162H22ZM38 163V162H37ZM74 163V162H73ZM72 163V164H73ZM152 163V162H151ZM161 163V162H160ZM171 163V162H170ZM184 163V162H183ZM208 163H209V161H208ZM3 164V163H2ZM120 164V163H119ZM153 164H155V163H153ZM174 164V163H173ZM186 164V163H185ZM184 164V165H185ZM244 164H245V162H244ZM7 165V164H6ZM9 165V164H8ZM12 165V164H11ZM14 165V164H13ZM80 165V164H79ZM126 164H124V166H125ZM162 165H163V162H162ZM192 165V164H191ZM205 165V164H204ZM203 165V166H204ZM211 165V164H210ZM264 165V164H263ZM1 166V165H0ZM22 166V165H21ZM59 166V165H58ZM127 166V165H126ZM138 166H140V165H138ZM175 166V165H174ZM193 167H194V165H192ZM198 166V165H197ZM196 166V167H197ZM16 167V166H15ZM56 167V166H55ZM72 167V166H71ZM151 167V166H150ZM201 167V166H200ZM212 167V166H211ZM37 168V167H36ZM116 168V167H115ZM143 168V167H142ZM154 168V167H153ZM167 168V167H166ZM173 168V167H172ZM188 168V167H187ZM258 168V167H257ZM261 168H263V167H261ZM19 169V168H18ZM24 169V168H23ZM104 169V168H103ZM109 169V168H108ZM117 169V168H116ZM174 169V168H173ZM208 169V168H207ZM206 169V170H207ZM238 169V168H237ZM237 169H236V171H237ZM146 170V167L144 168V171ZM164 170V169H163ZM189 170H190V167H189ZM204 170V169H203ZM256 170V169H255ZM106 171H108V170H106ZM147 171V170H146ZM149 171V170H148ZM147 171V172H148ZM169 171V170H168ZM193 171V170H192ZM20 172V171H19ZM22 172V171H21ZM60 172V171H59ZM109 172V171H108ZM115 172V171H114ZM141 172V171H140ZM151 172V171H150ZM212 172V171H211ZM223 172V171H222ZM233 172V171H232ZM238 172V171H237ZM236 172V173H237ZM248 172V171H247ZM249 172H252V171H249ZM248 172V173H249ZM255 172V171H254ZM15 173V172H14ZM28 173V172H27ZM26 173V174H27ZM58 173V172H57ZM62 173V172H61ZM60 173V174H61ZM71 173V172H70ZM74 173V172H73ZM76 173V172H75ZM104 173V172H103ZM142 173V172H141ZM161 173V172H160ZM163 173V172H162ZM192 173V172H191ZM209 173V172H208ZM225 173H227V172H225ZM244 173V172H243ZM262 173V172H261ZM17 174V173H16ZM19 174V173H18ZM108 174V173H107ZM157 174V173H156ZM211 174V173H210ZM209 174V175H210ZM247 174V173H246ZM258 174H260V173H258L257 172V175ZM263 174V173H262ZM10 175H11V173H10ZM13 175V174H12ZM100 175V174H99ZM104 175V174H103ZM102 175V176H103ZM110 175V174H109ZM148 175V174H147ZM173 175V173L171 174V176ZM189 175V174H188ZM206 175H207V173H206ZM229 175V174H228ZM237 175V174H236ZM256 175V176H257ZM36 176V175H35ZM61 176V175H60ZM95 176V175H94ZM124 176V175H123ZM204 176V175H203ZM262 176V175H261ZM264 176V175H263ZM262 176V177H263ZM22 177V176H21ZM63 177V176H62ZM74 177V176H73ZM105 177H107V176H105ZM134 177V176H133ZM163 177V176H162ZM220 177H218V178H220ZM238 177V176H237ZM242 177V176H241ZM259 177V176H258ZM18 178V177H17ZM40 178V177H39ZM97 178V177H96ZM100 178V177H99ZM112 178V177H111ZM114 178V177H113ZM126 178V177H125ZM137 178H138V176H137ZM193 178V177H192ZM196 178V177H195ZM197 178H198V176H197ZM203 178V177H202ZM211 178H212V176H211ZM224 178V177H223ZM240 177H238V179H239ZM257 178V177H256ZM261 178V177H260ZM44 179V178H43ZM52 179V178H51ZM57 179H58V177H57ZM157 179V178H156ZM170 179V178H169ZM168 179V180H169ZM172 179V178H171ZM175 179V178H174ZM173 179V180H174ZM209 179H210V177H209ZM221 179V178H220ZM234 179V178H233ZM254 179V178H253ZM30 180V179H29ZM32 180V179H31ZM53 180V179H52ZM62 180V179H61ZM125 180V179H124ZM132 180V179H131ZM144 180V179H143ZM201 180V179H200ZM199 180V181H200ZM217 180V179H216ZM226 180V179H225ZM244 180V179H243ZM251 180V179H250ZM264 180V179H263ZM54 181H56V180H54ZM53 181V182H54ZM75 181V180H74ZM115 181V180H114ZM134 181V180H133ZM158 181V180H157ZM167 181V180H166ZM195 181V180H194ZM229 181V180H228ZM236 181H238V180H236ZM251 181H254V180H251ZM46 182V181H45ZM67 182V181H66ZM70 182V181H69ZM80 182V181H79ZM101 182V181H100ZM109 182V181H108ZM125 182H127L126 180H125ZM124 182V183H125ZM128 182H129V180H128ZM131 182V181H130ZM137 182V181H136ZM161 182V181H160ZM204 182H206V180H204ZM208 182V181H207ZM206 182V183H207ZM212 182V181H211ZM210 182V183H211ZM214 182V181H213ZM224 182V181H223ZM260 182H262L261 180H260ZM19 183V182H18ZM24 183V182H23ZM27 183V182H26ZM56 183H57V181H56ZM133 183V182H132ZM188 183V182H187ZM194 183V182H193ZM220 183H221V181H220ZM225 183H226V181H225ZM238 183V182H237ZM239 183H241V182H239ZM242 183H244V182H242ZM254 183H255V181H254ZM253 183V184H254ZM33 184V183H32ZM39 184V183H38ZM46 184H48V183H46ZM50 184V183H49ZM48 184V185H49ZM66 184V183H65ZM68 184V183H67ZM111 184V183H110ZM177 184V183H176ZM191 184V183H190ZM217 184V183H216ZM235 184V183H234ZM256 184H258L257 182H256ZM21 185V184H20ZM29 185V184H28ZM31 185V184H30ZM51 185H53V184H51ZM114 185V184H113ZM123 185H125V184H123ZM127 185V184H126ZM140 185V184H139ZM161 185V184H160ZM210 185V184H209ZM215 185V184H214ZM218 185V184H217ZM217 185H216V188H218L217 187ZM39 186V185H38ZM42 186V185H41ZM45 186H47V185H45ZM50 186V185H49ZM68 186V185H67ZM102 186V185H101ZM105 186V185H104ZM107 186V185H106ZM185 186V185H184ZM187 187H188V185H186ZM192 186V185H191ZM204 186H205V184H204ZM220 186V190L222 191L223 190V188H225V187H223V185H219ZM233 186V185H232ZM251 186V185H250ZM22 187H24L23 185H22ZM29 187V186H28ZM34 187H35V185H34ZM111 187V186H110ZM169 187H170V185H169ZM175 187V186H174ZM176 187H178V185L176 186ZM194 187H196V186H194ZM213 187H215V186H213ZM230 187V186H229ZM32 188V187H31ZM37 188H39V187H37ZM75 188V187H74ZM98 188V187H97ZM96 188V189H97ZM103 188V187H102ZM107 188V187H106ZM118 188V187H117ZM193 188V187H192ZM209 188V187H208ZM234 188V187H233ZM93 189V188H92ZM100 189V188H99ZM98 189V190H99ZM104 189V188H103ZM125 189V188H124ZM185 189V188H184ZM187 189H189V188H187ZM211 189H213V188H211ZM219 189V188H218ZM231 189V188H230ZM229 189V190H230ZM240 189V188H239ZM251 189V188H250ZM41 190H43V189H41ZM45 190V189H44ZM43 190V191H44ZM47 190V189H46ZM52 190V189H51ZM57 190V189H56ZM109 190V189H108ZM107 190V191H108ZM116 190V189H115ZM137 190V189H136ZM193 190V189H192ZM199 190V189H198ZM201 190V189H200ZM199 190V191H200ZM220 190H219V192H220ZM227 190V189H226ZM225 190V191H226ZM241 190V189H240ZM239 190V191H240ZM22 191V190H21ZM112 191V190H111ZM128 191H129V189H128ZM177 191V190H176ZM182 191V190H181ZM188 191V190H187ZM252 192H253V190H251ZM66 192V191H65ZM88 192V191H87ZM102 192V191H101ZM120 192V191H119ZM137 193H138V191H136ZM190 192H192V191H190ZM196 192V191H195ZM205 192V191H204ZM215 192V191H214ZM219 192H217V193H219ZM230 192V191H229ZM243 192V191H242ZM99 193V195H100V192H98ZM103 193V192H102ZM132 193V192H131ZM140 193V192H139ZM143 193V192H142ZM158 193V192H157ZM156 193V194H157ZM187 193V192H186ZM185 193V194H186ZM188 193H189V191H188ZM210 193V192H209ZM241 193V192H240ZM250 193V192H249ZM3 194V193H2ZM88 194V193H87ZM144 194V193H143ZM170 194V193H169ZM194 194V193H193ZM9 195V194H8ZM70 194H68V196H69ZM109 195V194H108ZM122 195V194H121ZM142 195V194H141ZM146 195V194H145ZM149 194H147V196H148ZM183 195V194H182ZM222 195V194H221ZM226 195V194H225ZM229 196H230V194H228ZM11 196V195H10ZM19 196V195H18ZM35 196V195H34ZM67 196V195H66ZM105 196V195H104ZM177 196V195H176ZM189 196V195H188ZM210 196V195H209ZM1 197V196H0ZM32 197V196H31ZM36 198H37V196H35ZM34 197V198H35ZM100 197H101V195H100ZM118 197V196H117ZM116 197V198H117ZM144 197V196H143ZM175 197V196H174ZM221 197V196H220ZM223 197V196H222ZM35 198V199H36ZM77 198V197H76ZM106 198V197H105ZM131 198V197H130ZM182 198V197H181ZM204 198V197H203ZM206 198V197H205ZM219 198V197H218ZM230 198H231V196H230ZM18 199V198H17ZM23 199V198H22ZM32 199V198H31ZM78 199V198H77ZM84 199V198H83ZM101 199H102V197H101ZM100 199V200H101ZM111 199H112V196H111ZM172 199V198H171ZM184 199V198H183ZM192 199V198H191ZM220 199V198H219ZM223 199V198H222ZM11 200V199H10ZM67 200V199H66ZM65 200V201H66ZM81 200V199H80ZM103 200H105V199H103ZM142 200V199H141ZM144 200V199H143ZM174 200V199H173ZM201 200H202V198H201ZM200 200V201H201ZM237 202H238V205H239V213L242 215V216H246V215H250L251 216V214H250V208H249V206H248V203L246 202V200L242 197V193L241 194H239V193H237ZM84 201V200H83ZM82 201V202H83ZM146 201V200H145ZM165 201V200H164ZM180 201V200H179ZM199 201V202H200ZM233 201V200H232ZM26 202V201H25ZM87 202V201H86ZM92 202V201H91ZM101 202V201H100ZM163 202V201H162ZM166 202V201H165ZM205 202V201H204ZM213 202H215L216 204H217V202L214 200ZM44 203H46V202H44ZM51 203V202H50ZM79 203V202H78ZM97 203H99V202H97ZM111 203H113V202H111ZM146 203V202H145ZM168 203V202H167ZM170 203V202H169ZM168 203V204H169ZM174 203V202H173ZM201 203H202V201H201ZM212 203V202H211ZM220 203V202H219ZM34 203L32 202V205H33ZM57 204V203H56ZM147 204V203H146ZM145 204V205H146ZM156 204V203H155ZM206 204V203H205ZM235 204V203H234ZM39 205V204H38ZM72 205V204H71ZM76 205V204H75ZM85 205H87V203L85 204ZM97 205V204H96ZM104 205H106V204H104ZM103 205V206H104ZM152 205V204H151ZM21 206H23V205H21ZM20 206V207H21ZM148 206V205H147ZM179 206V205H178ZM182 206H184V205H182ZM187 206V205H186ZM202 206H203V203H202ZM212 206V205H211ZM4 207V206H3ZM15 207H16V204H15ZM36 207V206H35ZM48 207H49V205H48ZM74 207V206H73ZM87 207V206H86ZM168 207V206H167ZM175 207V206H174ZM208 207V206H207ZM14 208V207H13ZM46 208V207H45ZM53 208V207H52ZM77 208H79V207H77ZM84 208V207H83ZM144 208V207H143ZM198 208V207H197ZM199 208H201L200 206H199ZM217 208V207H216ZM264 208V207H263ZM21 209V208H20ZM63 209V208H62ZM74 209V208H73ZM85 209V208H84ZM92 209V208H91ZM106 209V208H105ZM104 209V210H105ZM158 209V208H157ZM189 209V208H188ZM252 209L253 208H251V211H252ZM8 210V209H7ZM27 210H28V207H27ZM35 210V209H34ZM49 210V209H48ZM58 210V209H57ZM77 210V209H76ZM81 210H83V209H81ZM88 210V209H87ZM100 210V209H99ZM164 210H166V209H164ZM168 210V209H167ZM214 210V209H213ZM218 210H219V214L222 216V218L224 219V224H226V226L228 227V230L230 231L229 233H231V235H234V231H235V229L233 228V226H232V224L233 223H231V221H229V215L226 213V211H224V209H223V207H222V205L220 204L219 205V207H218ZM238 210V209H237ZM5 211V210H4ZM18 211V210H17ZM29 211V210H28ZM33 211V210H32ZM44 211V210H43ZM143 211V210H142ZM149 211V210H148ZM159 211V210H158ZM172 211V210H171ZM197 211V210H196ZM20 212V211H19ZM54 212V211H53ZM83 212V211H82ZM88 212V211H87ZM98 212V211H97ZM100 212V211H99ZM102 212V211H101ZM107 212H108V210H107ZM110 212V211H109ZM146 212V211H145ZM154 212H156V211H154ZM163 212V211H162ZM166 212V211H165ZM190 212V211H189ZM262 212V211H261ZM5 213V212H4ZM21 213V212H20ZM38 213V212H37ZM44 213V212H43ZM48 213H49V211H48ZM68 213V212H67ZM90 213V212H89ZM164 213V212H163ZM180 213V212H179ZM203 213V212H202ZM14 214V213H13ZM26 214H27V212H26ZM40 214H42V213H40ZM55 214V213H54ZM59 214V213H58ZM57 214V215H58ZM82 214V213H81ZM100 214V213H99ZM147 214V213H146ZM182 214V213H181ZM192 214H193V212H192ZM196 214V213H195ZM214 214V213H213ZM218 214V215H219ZM240 214H239V216H240ZM253 214V213H252ZM255 214V213H254ZM4 215V214H3ZM25 215V214H24ZM23 215V216H24ZM43 215V214H42ZM45 215V214H44ZM84 215H87V214H84ZM110 215V214H109ZM143 215V214H142ZM164 215V214H163ZM217 215V214H216ZM238 215V214H237ZM257 215V214H256ZM258 215H259V213H258ZM257 215V216H258ZM2 216V215H1ZM17 216H19V213H18V215ZM16 216V217H17ZM77 216V215H76ZM90 215H88V217H89ZM114 216H115V214H114ZM148 216V215H147ZM185 216V215H184ZM194 216V215H193ZM255 216V215H254ZM33 217V216H32ZM37 217V216H36ZM42 217H45V216H42ZM52 217V216H51ZM60 217V216H59ZM71 217V216H70ZM100 217V216H99ZM110 217H112L111 215H110ZM116 217V216H115ZM187 217V216H186ZM197 217V216H196ZM47 218H48V216H47ZM57 218V217H56ZM113 218V217H112ZM148 218V217H147ZM173 218V217H172ZM201 218H202V215H201ZM242 218V217H241ZM258 218V217H257ZM18 219V218H17ZM37 219V218H36ZM58 219V218H57ZM69 219V218H68ZM84 219V218H83ZM107 219V218H106ZM166 219V218H165ZM178 219V218H177ZM196 219V218H195ZM195 219H193V220H195ZM203 219V218H202ZM214 219V218H213ZM240 219V218H239ZM38 220V219H37ZM36 220V221H37ZM60 220V219H59ZM114 220V219H113ZM197 220V219H196ZM231 220H232V218H231ZM238 220V219H237ZM240 220H242V219H240ZM249 220H250V224H249V231H251L252 233V235H254L257 239L259 238V237H261V236H264V233H263V230H261L259 227H258V224L256 223V221L254 220V219H252L251 217L249 218ZM36 221H34V222H36ZM43 221V220H42ZM46 221V220H45ZM48 221V220H47ZM54 221V220H53ZM61 221V220H60ZM81 221V220H80ZM91 221V220H90ZM103 221V220H102ZM208 221V220H207ZM219 221H220V219H219ZM239 221V220H238ZM260 221H261V219H260ZM11 222H12V220H11ZM15 222V221H14ZM38 222V221H37ZM40 222V221H39ZM78 222V221H77ZM82 222V221H81ZM89 222V221H88ZM106 222V221H105ZM118 222V221H117ZM151 222V221H150ZM153 222H154V220H153ZM157 222V221H156ZM166 222V221H165ZM183 222V221H182ZM200 222V221H199ZM235 222V221H234ZM242 222V221H241ZM65 223V222H64ZM64 223H63V225H64ZM82 223H84V222H82ZM81 223V224H82ZM110 223V222H109ZM162 223V222H161ZM172 223V222H171ZM180 223V222H179ZM201 223V222H200ZM19 224V223H18ZM35 224H38V223H35ZM43 224V223H42ZM42 224H40V225H42ZM53 224V223H52ZM97 224V223H96ZM100 224H101V222H100ZM103 224H104V222H103ZM116 224V223H115ZM181 224V223H180ZM196 224V223H195ZM62 225V224H61ZM121 225V224H120ZM119 225V226H120ZM155 225H156V223H155ZM234 225V224H233ZM20 226V225H19ZM18 226V227H19ZM37 226V225H36ZM68 226H69V224H68ZM68 226H67V228H68ZM75 226V225H74ZM169 226H170V224H169ZM182 226V225H181ZM185 226H186V224H185ZM199 226V225H198ZM203 226V225H202ZM206 226V225H205ZM212 226V225H211ZM225 226V227H226ZM9 227V226H8ZM21 227H22V225H21ZM47 227V226H46ZM66 227V226H65ZM101 227V226H100ZM115 227V226H114ZM161 228H162V226H160ZM192 227V226H191ZM224 227V229L226 230V228ZM55 228V227H54ZM64 228V227H63ZM71 228V227H70ZM118 228V227H117ZM120 228V227H119ZM125 228V227H124ZM157 228V227H156ZM203 228V227H202ZM9 229V228H8ZM8 229H7V231H8ZM14 229V228H13ZM28 229H30V228H28ZM116 229V228H115ZM187 229V228H186ZM208 229V228H207ZM246 229V228H245ZM19 230V229H18ZM51 230H52V228H51ZM72 230H73V226H72ZM71 230V231H72ZM194 230V229H193ZM199 230V227H198V229H197V231ZM201 230V229H200ZM210 230V229H209ZM213 230V229H212ZM234 230V231H233ZM28 231V230H27ZM45 231V230H44ZM178 231V230H177ZM1 232V231H0ZM11 233H12V231H10ZM48 232V231H47ZM98 232V231H97ZM187 232V231H186ZM210 232V231H209ZM4 233H7V232H3V234ZM52 233V232H51ZM72 233V232H71ZM77 233V232H76ZM76 233H74V235L76 234ZM100 233H101V231H100ZM111 233V232H110ZM110 233H108V234H110ZM113 233V232H112ZM122 233V232H121ZM181 233V232H180ZM202 233V232H201ZM204 233V232H203ZM202 233V234H203ZM225 233H227V231L225 232ZM10 234V233H9ZM13 234H14V232H13ZM26 234V233H25ZM48 234V233H47ZM84 234V233H83ZM99 234V233H98ZM115 234V233H114ZM177 234V233H176ZM211 234V233H210ZM7 235V234H6ZM45 235V234H44ZM123 235H125V234H123ZM182 235V234H181ZM215 235H218V234H215ZM227 235V234H226ZM229 235V234H228ZM4 236H5V234H4ZM31 236H32V234H31ZM38 236H39V233H38ZM50 236V235H49ZM159 236V235H158ZM171 236V235H170ZM9 237V236H8ZM11 237V236H10ZM13 237V236H12ZM21 237V236H20ZM28 237V236H27ZM46 237V236H45ZM87 237H88V235H87ZM92 237V236H91ZM109 237V236H108ZM150 237V236H149ZM164 237V236H163ZM204 237H205V235H204ZM215 237V236H214ZM219 237H221V236H219ZM234 237V236H233ZM14 238V237H13ZM32 238V237H31ZM49 238V237H48ZM70 238V237H69ZM80 238V237H79ZM78 238V239H79ZM96 238V237H95ZM140 238V237H139ZM162 238V237H161ZM165 238V237H164ZM169 238V237H168ZM185 238H186V236H185ZM195 238V237H194ZM208 238V237H207ZM211 238H212V236H211ZM216 238V237H215ZM222 238V237H221ZM240 238V237H239ZM243 238H244V236H243ZM256 238H254V239H256ZM262 238V237H261ZM264 238V237H263ZM6 239V238H5ZM11 239V238H10ZM28 239V238H27ZM81 239V238H80ZM79 239V240H80ZM104 239V238H103ZM150 239V238H149ZM183 239H184V237H183ZM213 239V238H212ZM252 239V238H251ZM4 240V239H3ZM9 240V239H8ZM12 240V239H11ZM50 240V239H49ZM68 240V239H67ZM66 240V241H67ZM83 240V239H82ZM94 240V239H93ZM120 240V239H119ZM155 240V239H154ZM180 240V239H179ZM196 240H198V237L196 238ZM215 240V239H214ZM213 240V241H214ZM217 240V239H216ZM231 240V239H230ZM260 240V239H259ZM2 241V240H1ZM96 241H98V240H96ZM105 241V240H104ZM157 241V240H156ZM155 241V242H156ZM162 241V240H161ZM160 241V242H161ZM188 241H189V239H188ZM210 241V240H209ZM221 241V240H220ZM229 241V240H228ZM246 241V240H245ZM29 242V241H28ZM72 242V241H71ZM79 242V241H78ZM91 242V241H90ZM114 242V241H113ZM113 242H112V245H113ZM175 242V241H174ZM237 242V241H236ZM243 242V241H242ZM259 241H257V243H258ZM48 243V242H47ZM96 243V242H95ZM102 243V242H101ZM144 243V242H143ZM170 243V242H169ZM186 243V242H185ZM205 243V242H204ZM212 243V242H211ZM246 243V242H245ZM13 244V243H12ZM40 244H42L41 242H40ZM80 244V243H79ZM97 244H98V242H97ZM122 244V243H121ZM146 244V243H145ZM156 244H157V242H156ZM155 244V245H156ZM187 244V243H186ZM208 244V243H207ZM209 244H210V242H209ZM218 244V243H217ZM240 244V243H239ZM244 244V243H243ZM242 244V245H243ZM249 244V243H248ZM256 244V243H255ZM31 245V244H30ZM65 245V244H64ZM64 245H62V246H64ZM189 245V244H188ZM192 244L190 243V246H191ZM211 245V244H210ZM214 245V244H213ZM221 245V244H220ZM224 245V244H223ZM234 245H235V242H234ZM236 245H237V243H236ZM245 245V244H244ZM250 245V244H249ZM4 246V245H3ZM21 246V245H20ZM45 246V245H44ZM72 246V245H71ZM116 246V245H115ZM204 246V245H203ZM209 246V245H208ZM251 246V245H250ZM249 246V247H250ZM258 246H259V243H258ZM46 247V246H45ZM48 247V246H47ZM67 247V246H66ZM95 247V246H94ZM109 247V246H108ZM113 247V246H112ZM121 247V246H120ZM159 247V246H158ZM164 247V246H163ZM168 247V246H167ZM196 247V246H195ZM237 247H239V246H237ZM247 246L245 245V249H247L246 248ZM42 248V247H41ZM76 248V247H75ZM92 248V247H91ZM96 248H97V246H96ZM100 248V247H99ZM147 248H148V245H147ZM151 248V247H150ZM166 248V247H165ZM164 248V249H165ZM180 248H181V246H180ZM188 248H189V246H188ZM188 248H187V250H188ZM227 248V247H226ZM17 249V248H16ZM32 249V248H31ZM63 249V248H62ZM67 249V248H66ZM73 249V248H72ZM86 249H87V247H86ZM118 249V248H117ZM140 249V248H139ZM144 249V248H143ZM169 249H170V247H169ZM183 249V248H182ZM201 249V248H200ZM204 249V248H203ZM206 249V248H205ZM223 249V248H222ZM241 249H242V247H241ZM244 249V250H245ZM250 249V248H249ZM260 249V248H259ZM6 250V249H5ZM21 250V249H20ZM36 250V249H35ZM42 250V249H41ZM40 250V251H41ZM65 250V249H64ZM88 250V249H87ZM90 250V249H89ZM97 250V249H96ZM105 250V249H104ZM141 250V249H140ZM139 250V251H140ZM184 250V249H183ZM191 250V249H190ZM224 250V249H223ZM232 250V249H231ZM236 250V249H235ZM238 250H240V249H238ZM255 250H256V248H255ZM1 251V250H0ZM27 251V250H26ZM29 251V250H28ZM76 251H77V249H76ZM80 251V250H79ZM117 250H115V252H116ZM136 251H138V250H136ZM138 251V252H139ZM143 251V250H142ZM167 251V250H166ZM173 251V250H172ZM178 251V250H177ZM205 251V250H204ZM213 251H214V249H213ZM212 251V252H213ZM217 252H218V250H216ZM221 251V250H220ZM241 251V250H240ZM261 251V250H260ZM47 252V251H46ZM66 252H68V251H66ZM93 253H94V251H92ZM135 252V251H134ZM186 252V251H185ZM188 252V251H187ZM191 252V251H190ZM237 252V251H236ZM251 252V251H250ZM7 253V252H6ZM5 253V254H6ZM23 253V252H22ZM25 253V252H24ZM79 253V252H78ZM84 253V252H83ZM121 253V252H120ZM119 253V254H120ZM135 253H137V252H135ZM155 253V252H154ZM156 253H157V251H156ZM177 253V252H176ZM181 253V252H180ZM192 253V252H191ZM207 253V252H206ZM215 253V252H214ZM225 253V252H224ZM245 253V252H244ZM260 253V252H259ZM10 254H13V253H10ZM18 254V253H17ZM66 254V253H65ZM68 254V253H67ZM76 254V253H75ZM130 254V253H129ZM146 254V253H145ZM158 254V253H157ZM220 254V253H219ZM239 254V253H238ZM42 255V254H41ZM133 255V254H132ZM139 255V254H138ZM161 255V254H160ZM164 255V254H163ZM178 255V254H177ZM183 255V254H182ZM202 255V254H201ZM206 255V254H205ZM212 255V254H211ZM229 255V254H228ZM251 255V254H250ZM253 255V254H252ZM262 255V254H261ZM1 256V255H0ZM17 256H19V255H17ZM16 256V257H17ZM25 256H26V254H25ZM24 256V257H25ZM32 256V255H31ZM45 256V255H44ZM52 256V255H51ZM69 256H71V255H69ZM89 256V255H88ZM135 256V255H134ZM198 256V255H197ZM232 256H234V255H232ZM4 257H6V256H4ZM23 257V258H24ZM55 257V256H54ZM74 257V256H73ZM90 257V256H89ZM108 257V256H107ZM183 257V256H182ZM192 257V256H191ZM200 257V256H199ZM230 257V256H229ZM236 257H237V255H236ZM246 257V256H245ZM2 258V257H1ZM20 258H22V257H20ZM47 258V257H46ZM56 258V257H55ZM54 258V259H55ZM104 258V257H103ZM115 258V257H114ZM131 258H132V256H131ZM251 258V257H250ZM249 258V259H250ZM2 259H5V258H2ZM8 259V258H7ZM42 259H43V257H42ZM125 259V258H124ZM128 259H129V257H128ZM136 259V258H135ZM134 259V260H135ZM150 259V258H149ZM163 259V258H162ZM208 259H209V256H208ZM248 259V258H247ZM6 260V259H5ZM32 261H33V259H31ZM49 260H51V259H49ZM60 260V259H59ZM68 260V259H67ZM70 260V259H69ZM74 260V259H73ZM79 260V259H78ZM99 260V259H98ZM97 260V261H98ZM137 260V259H136ZM142 260V259H141ZM164 260V259H163ZM169 260V259H168ZM192 260V259H191ZM242 259H240V261H241ZM263 260V259H262ZM4 261V260H3ZM6 261H8V260H6ZM12 261V260H11ZM27 261V260H26ZM53 261V260H52ZM61 261V260H60ZM59 261V262H60ZM83 261V260H82ZM85 261V260H84ZM93 261V260H92ZM132 261V260H131ZM177 261H178V259H177ZM194 261V260H193ZM199 261H201V260H199ZM212 261V260H211ZM234 262L236 261L237 262V259L235 260V258H234V260H233ZM232 261V262H233ZM244 261V260H243ZM5 262V261H4ZM30 262V261H29ZM72 262V261H71ZM74 262V261H73ZM128 262V261H127ZM238 262H239V260H238ZM14 264H15V262H13ZM97 263V262H96ZM101 263V262H100ZM107 263H108V261H107ZM142 263V262H141ZM153 263V262H152ZM185 263H186V261H185ZM218 263V262H217ZM240 263V262H239ZM262 263V262H261ZM19 264V263H18ZM34 264V263H33ZM76 264V263H75ZM80 264V263H79ZM97 264H99V263H97ZM129 264V263H128ZM151 264V263H150ZM184 264V263H183ZM192 264V263H191ZM245 264V263H244ZM254 264V263H253Z\"/></svg>",
	"mask_w": 264,
	"mask_h": 264
}]
</instances>
